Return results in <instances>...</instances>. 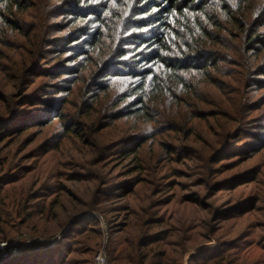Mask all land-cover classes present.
<instances>
[{"label": "rangeland", "instance_id": "rangeland-1", "mask_svg": "<svg viewBox=\"0 0 264 264\" xmlns=\"http://www.w3.org/2000/svg\"><path fill=\"white\" fill-rule=\"evenodd\" d=\"M61 5L52 4L47 20L40 24L42 8H25L17 35H11L12 28L0 14V86L11 93V107L21 102L17 98L25 89L19 87L23 77L42 99L29 95V103L20 107L27 112L3 121L13 131L10 138L17 126L31 128L14 143L5 142L4 147L17 151L0 181L18 180L15 185L27 188L22 190L56 206L54 212L72 215L62 229L40 236L39 248L54 251L61 241L67 242V234L79 232L89 237L90 244L96 229L102 236L99 245H88L80 254L72 251L76 245H69L66 254L58 249L56 257L95 264L97 252L104 248L110 264H116L110 240L126 221L150 210L153 221L171 224V232L195 234V242L188 243L194 248L181 264L234 244H240L239 249L252 246L246 253L239 251V264H264V50L248 63L245 59L244 65L215 55L221 68L213 71L214 76L225 84L209 87L210 102L197 112L176 113L168 111L169 104L150 102V109L162 111L147 121L148 108V113H136L142 107L137 96L143 82L136 72L152 66L124 72L129 70L126 65L136 68L134 60L155 49L152 42H143L162 33L161 26L145 19L144 26L134 27L121 44V50L129 51L103 71L95 81L101 90L94 93V86L84 81L93 64L84 57L83 42L75 43L77 23L69 25L75 21L73 14ZM0 8H5L2 1ZM129 28L122 30L124 38ZM31 29L37 32L28 39ZM61 50L64 53H58ZM3 92L0 88V112L6 108ZM87 92L89 96L80 102ZM1 122L0 132L5 127ZM3 156L0 153V160ZM76 218L81 219L70 223ZM17 251L7 257L0 252V264L18 262L22 252Z\"/></svg>", "mask_w": 264, "mask_h": 264}, {"label": "trees", "instance_id": "trees-1", "mask_svg": "<svg viewBox=\"0 0 264 264\" xmlns=\"http://www.w3.org/2000/svg\"><path fill=\"white\" fill-rule=\"evenodd\" d=\"M0 1L5 4L4 10L0 8V14H2L6 26L12 28L11 35H17L18 31L22 29L17 24L21 22L25 8H42L41 12L43 13L39 17L40 24L47 20L49 8L52 4L55 6L56 1L67 5L66 7L75 19L69 25L77 23L74 30H76V34H79V38H74L75 43L83 42L85 48L82 46L81 49L87 50L84 57H90L89 61L93 64L89 67L90 75L86 76L84 81L89 84V87L94 86V93L97 90L96 93H99L101 90L99 87L102 85L96 83L98 86H95V81L101 77L103 71L129 51L121 50V44L129 38L134 27L144 26L142 21L145 19L155 21L161 26L162 33L157 32L156 35L143 42L144 44L152 42L155 49L134 60L136 68H132L134 64L131 65V63L126 65L129 70L124 72L131 74L134 69L139 70L140 67L149 64L152 66L142 69V72H136V75H140L143 81L138 88L141 92L137 96L140 98L142 107L136 113L139 115L148 113L145 110L148 108L151 117L147 118V121L153 120V117L160 115L162 111L160 107H157V110L150 109L148 106L150 102H157L158 105L169 104L168 111L170 113H176L178 109L180 111L192 109L197 112L204 107V103L210 102L212 94L209 87L217 88L225 84L221 77L214 76L213 71L218 72L221 68L220 60L215 58V55H227V58L222 59L223 61L244 65L246 60L248 63L253 56L258 58V53L264 50V30H261L264 29V0ZM121 19L122 21H120ZM123 20L128 22L122 25L120 23ZM56 25L60 24L57 22ZM126 26L130 28L124 38L122 30ZM36 32L31 29L26 37L30 39ZM49 42L51 44L52 41L49 40ZM258 42L263 44L257 46L255 43ZM230 50L234 51L232 52L235 54L234 57ZM58 53L64 52L61 50ZM77 63L82 65L80 70L82 71L84 66L81 60L78 59ZM251 63L255 64V62ZM110 72L107 73L110 74ZM25 79L23 77L19 84L20 89L25 88L17 98L21 102L12 107L10 105L13 101L11 93L0 86L4 91L2 103L6 106L0 112V117H3L0 118L1 123L5 126H2L4 130L0 132V145H2L0 153H4L0 160V177L9 170L6 168H10L14 163L17 151L13 148L7 149L8 146L4 147L5 142L14 143L31 128V126L23 128L17 126L14 130L15 136L10 138L13 131L12 129L7 130L8 124H4L3 121L12 119L11 117L16 116L17 113L27 112L26 108L20 107L29 103L27 100L29 95L37 97L38 101L42 100L37 91L33 89L34 86L24 84ZM96 88L99 89L96 90ZM87 96H89V92L80 96V102ZM216 115L212 114L210 117ZM17 181L4 184L0 181V242L12 240L14 235L25 233L38 238L47 236L67 225L64 221H70L72 215L66 214L65 216L58 211L54 212L56 206L52 204L49 206L48 202H42L43 198L40 196L29 190H22L26 187L23 183L20 186L15 185ZM7 184L9 186H6ZM41 203H43L42 206H40ZM152 213L150 210L143 211L133 220L126 221L122 228L116 232L120 234L110 240L112 259L116 264H181L187 252L194 248L188 243L195 242V234L179 235L176 234L177 232H171L170 229H174L171 224L166 220L153 221ZM79 219L81 218H76L72 224ZM50 220L51 224H49ZM156 226H161V228L153 232ZM94 231L96 234L91 240L93 244H88L86 239L89 237H81L83 232H79L80 235L77 233L67 234L69 235L66 236L67 242L61 241L58 249L61 250V253L66 254L71 249L69 245L72 247L76 245L72 251L80 254L82 251H86L85 248L88 245L97 246L100 244L102 236L98 230ZM178 232L183 233L182 230H178ZM22 245L20 260L4 264H73L66 260V256L60 254L61 256L56 257V254H59L56 253L58 249L54 250L55 252L40 249L42 242L39 239ZM251 247L239 249L240 244H234L223 248L217 254L197 257L196 261L195 256H192L189 261H193L192 264H239L241 259L238 257L239 251L243 250L246 253Z\"/></svg>", "mask_w": 264, "mask_h": 264}, {"label": "built area", "instance_id": "built-area-1", "mask_svg": "<svg viewBox=\"0 0 264 264\" xmlns=\"http://www.w3.org/2000/svg\"><path fill=\"white\" fill-rule=\"evenodd\" d=\"M39 238L31 234L25 233L23 236H17L16 238H13L12 240H3L0 242V252L5 257H7L10 255L11 252H14L16 250L20 252L21 247L23 246L22 245L23 243L24 244L31 243ZM41 242L43 244V241ZM95 264H110L108 253L104 248L100 249L97 252L96 257H95Z\"/></svg>", "mask_w": 264, "mask_h": 264}, {"label": "water", "instance_id": "water-1", "mask_svg": "<svg viewBox=\"0 0 264 264\" xmlns=\"http://www.w3.org/2000/svg\"><path fill=\"white\" fill-rule=\"evenodd\" d=\"M72 221H74V219H72L70 223H72Z\"/></svg>", "mask_w": 264, "mask_h": 264}]
</instances>
